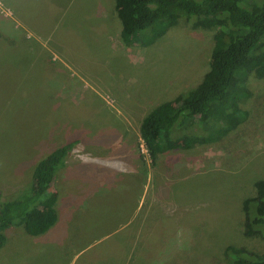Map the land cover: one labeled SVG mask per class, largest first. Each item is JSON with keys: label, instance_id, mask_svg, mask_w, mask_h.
I'll list each match as a JSON object with an SVG mask.
<instances>
[{"label": "rangeland", "instance_id": "obj_1", "mask_svg": "<svg viewBox=\"0 0 264 264\" xmlns=\"http://www.w3.org/2000/svg\"><path fill=\"white\" fill-rule=\"evenodd\" d=\"M120 29L114 0H0V199L24 195L34 166L74 144L45 194L55 225L35 237L5 230L0 264H234L230 245L263 254L264 235H244L242 202L264 180V79L248 78L235 131L153 164L141 121L201 82L213 33L181 21L141 47ZM137 167L147 179L94 191L101 172Z\"/></svg>", "mask_w": 264, "mask_h": 264}, {"label": "trees", "instance_id": "obj_2", "mask_svg": "<svg viewBox=\"0 0 264 264\" xmlns=\"http://www.w3.org/2000/svg\"><path fill=\"white\" fill-rule=\"evenodd\" d=\"M114 10L127 46H150L181 21L213 33L209 69L201 82L159 104L141 121L140 138L151 163L180 145L216 144L247 120L248 78L264 79V0H114ZM73 145L57 147L34 166L24 195L0 199V249L3 232L12 226L35 237L55 225L56 198L45 194ZM254 188V196L242 202L247 237L264 235V180ZM224 256L234 264H264V253L244 247L226 246Z\"/></svg>", "mask_w": 264, "mask_h": 264}, {"label": "crops", "instance_id": "obj_3", "mask_svg": "<svg viewBox=\"0 0 264 264\" xmlns=\"http://www.w3.org/2000/svg\"><path fill=\"white\" fill-rule=\"evenodd\" d=\"M14 14H15V17L18 19V22H19V20H21V19L25 20L24 18L26 17L27 13H25V9L23 10L22 8L16 6V10L14 11ZM9 31L11 32L13 30L11 29ZM18 32H20V31H18ZM39 33H42V32H39ZM133 170L134 171H132V170L128 171L126 169L124 171H121V172L125 173V178L123 177L124 179L120 178L121 175H117L116 176V174H114L112 172H108V173L105 172V171L101 172V177H103V179L101 180L102 184L98 183V187L95 188L94 191H99L100 189L102 191L103 189H106V191L114 193V191L118 190L121 187V185H131L132 183H135L136 179H138V177L140 178V176H141V178L146 177V179H147V175H144L145 172L140 170V169H138V167L133 169ZM60 172H61V170L58 173L60 174ZM58 173H57L56 177L58 176ZM63 173H66V172H64V170H63ZM130 175H131V177H130ZM104 178L105 179L109 178L107 183H111V184L110 185H106V183L103 182ZM133 178L135 180H131ZM126 181H129V182H126ZM101 208H102V206H101ZM101 222L104 223V221H101ZM44 245L45 244H43V243L41 244V252L44 251V249H43ZM67 250H68V248H63L60 251L63 254Z\"/></svg>", "mask_w": 264, "mask_h": 264}]
</instances>
